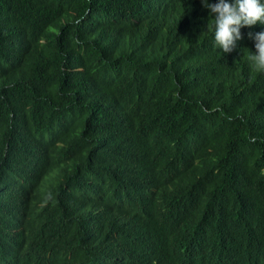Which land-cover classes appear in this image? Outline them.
Returning <instances> with one entry per match:
<instances>
[{
	"label": "trees",
	"instance_id": "1",
	"mask_svg": "<svg viewBox=\"0 0 264 264\" xmlns=\"http://www.w3.org/2000/svg\"><path fill=\"white\" fill-rule=\"evenodd\" d=\"M166 17L145 0H0V212L40 183L67 184L78 206L63 229L30 230V264H141L148 242L124 256L118 248L129 227L149 229L148 204L126 201L158 188L173 145L199 160L190 177L215 197L206 216L230 236L264 218V118L231 108L232 62L206 54L203 38L151 40ZM13 103L23 111L17 123L4 112ZM101 194L108 210L92 214ZM199 224L191 211L155 235L175 238ZM91 226L94 245L85 241Z\"/></svg>",
	"mask_w": 264,
	"mask_h": 264
},
{
	"label": "clouds",
	"instance_id": "2",
	"mask_svg": "<svg viewBox=\"0 0 264 264\" xmlns=\"http://www.w3.org/2000/svg\"><path fill=\"white\" fill-rule=\"evenodd\" d=\"M145 1L167 13L165 21L155 29L152 41L163 37L168 40V46H172L187 38H203L206 54L214 50L228 54L232 71L224 81L231 95V108L245 106L264 118V0H193L197 10L191 6L190 11L182 0ZM8 65L12 62L9 61ZM4 112L10 123L23 119L22 108L17 103L7 104ZM176 138L177 135L170 140ZM198 149L196 158H203L202 148ZM207 157L211 158L210 155ZM167 164L169 166L162 172L155 191L135 189L129 193L127 208L148 204L149 229L133 225L122 233L120 240H125L127 246L118 248L119 255L124 256L148 242L150 248L141 264H264V247L253 244V237L257 243L264 241V218L254 220L245 233L230 236L223 230L224 222L206 216L215 197L190 177L189 164H199V160L191 163L173 145L169 146ZM131 166L129 163L127 172ZM110 190L117 192L113 186ZM85 200L89 201L90 197ZM75 201L76 195L67 184L42 186L40 183L0 212V264L32 263L35 257L24 251V240L29 238L30 230L50 232L63 229L78 212V206H72ZM94 201L101 204L100 210L92 214L101 213L104 208L108 210L104 195ZM191 211L200 220L193 231L181 232L175 238L155 235ZM186 223V220L181 221L182 226ZM85 241L89 245L97 242L92 226ZM116 260L113 255V261Z\"/></svg>",
	"mask_w": 264,
	"mask_h": 264
},
{
	"label": "rangeland",
	"instance_id": "3",
	"mask_svg": "<svg viewBox=\"0 0 264 264\" xmlns=\"http://www.w3.org/2000/svg\"><path fill=\"white\" fill-rule=\"evenodd\" d=\"M194 25H195V26H199L198 23H195ZM211 48L214 49L213 46H212ZM214 51H215V50H214ZM215 52H216V51H215ZM229 59H230V56H229L228 54H226V53H223V54H222V60H221L222 63L227 62Z\"/></svg>",
	"mask_w": 264,
	"mask_h": 264
},
{
	"label": "bare ground",
	"instance_id": "4",
	"mask_svg": "<svg viewBox=\"0 0 264 264\" xmlns=\"http://www.w3.org/2000/svg\"><path fill=\"white\" fill-rule=\"evenodd\" d=\"M146 255V254H145ZM143 258V257H142ZM142 260V259H141Z\"/></svg>",
	"mask_w": 264,
	"mask_h": 264
}]
</instances>
